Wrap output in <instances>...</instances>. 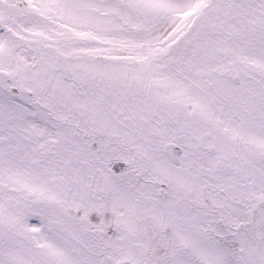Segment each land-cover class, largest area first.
Returning a JSON list of instances; mask_svg holds the SVG:
<instances>
[{
	"label": "snow or ice",
	"instance_id": "obj_1",
	"mask_svg": "<svg viewBox=\"0 0 264 264\" xmlns=\"http://www.w3.org/2000/svg\"><path fill=\"white\" fill-rule=\"evenodd\" d=\"M0 264H264V0H0Z\"/></svg>",
	"mask_w": 264,
	"mask_h": 264
}]
</instances>
